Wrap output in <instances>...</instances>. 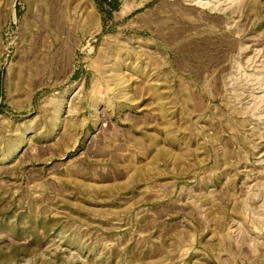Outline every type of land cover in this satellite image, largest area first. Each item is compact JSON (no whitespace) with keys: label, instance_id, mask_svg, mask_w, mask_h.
<instances>
[{"label":"rangeland","instance_id":"374dc122","mask_svg":"<svg viewBox=\"0 0 264 264\" xmlns=\"http://www.w3.org/2000/svg\"><path fill=\"white\" fill-rule=\"evenodd\" d=\"M0 264H264V0H0Z\"/></svg>","mask_w":264,"mask_h":264}]
</instances>
